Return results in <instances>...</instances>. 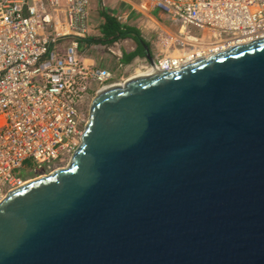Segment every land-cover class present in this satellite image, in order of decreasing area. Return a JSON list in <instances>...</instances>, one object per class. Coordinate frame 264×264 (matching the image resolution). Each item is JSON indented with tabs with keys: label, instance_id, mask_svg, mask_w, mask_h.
I'll use <instances>...</instances> for the list:
<instances>
[{
	"label": "water",
	"instance_id": "water-1",
	"mask_svg": "<svg viewBox=\"0 0 264 264\" xmlns=\"http://www.w3.org/2000/svg\"><path fill=\"white\" fill-rule=\"evenodd\" d=\"M81 139L0 203V264H264V36L104 88Z\"/></svg>",
	"mask_w": 264,
	"mask_h": 264
},
{
	"label": "built area",
	"instance_id": "built-area-1",
	"mask_svg": "<svg viewBox=\"0 0 264 264\" xmlns=\"http://www.w3.org/2000/svg\"><path fill=\"white\" fill-rule=\"evenodd\" d=\"M109 1L0 0V203L35 180L30 172L19 174L26 164L44 176L65 169L88 124V99L128 79L83 61L99 46L90 42L101 36L96 15L109 12ZM113 1L158 29L154 49L161 58L144 69L177 70L264 36V0ZM160 15L175 32L165 29ZM107 49L117 70L134 66L135 59L121 62L136 50L131 40Z\"/></svg>",
	"mask_w": 264,
	"mask_h": 264
},
{
	"label": "trees",
	"instance_id": "trees-1",
	"mask_svg": "<svg viewBox=\"0 0 264 264\" xmlns=\"http://www.w3.org/2000/svg\"><path fill=\"white\" fill-rule=\"evenodd\" d=\"M97 18L101 23V36L91 41L90 44L108 48L119 41L131 40L136 45V50L130 54H123L121 62L128 65L136 58H145L144 47L150 45L139 29L135 26L122 25L118 16L110 10L107 13H99Z\"/></svg>",
	"mask_w": 264,
	"mask_h": 264
},
{
	"label": "crops",
	"instance_id": "crops-1",
	"mask_svg": "<svg viewBox=\"0 0 264 264\" xmlns=\"http://www.w3.org/2000/svg\"><path fill=\"white\" fill-rule=\"evenodd\" d=\"M117 6V8H116ZM96 4L93 5V10H95L96 8ZM108 9L110 11L112 10H119L120 13H114V15L118 16V20L122 25H130V26H135L137 29H139L141 31V33L143 34V36L145 38H147V28L149 25H153L155 26V23H153L151 20L149 19H144V18H138L135 20V18H133L132 16H129L128 11L126 10V7H123V5H120V3L116 2V1H109L108 2ZM124 13L121 17L120 14ZM162 20L167 19L166 17L160 15ZM128 22H131V24H128ZM134 46L136 47V45L134 44ZM109 51L107 48L103 47V46H95L94 49L92 48L84 57H83V61L86 65H95L98 67H106V63L104 61L107 59V56L109 57ZM115 59V58H114ZM110 67V66H109ZM130 69L127 68V70L125 71H119L117 70L116 66L113 70V67L111 68V71L115 74V76L118 78L119 73H123V75L126 74L127 71H129ZM118 73V74H117Z\"/></svg>",
	"mask_w": 264,
	"mask_h": 264
},
{
	"label": "rangeland",
	"instance_id": "rangeland-1",
	"mask_svg": "<svg viewBox=\"0 0 264 264\" xmlns=\"http://www.w3.org/2000/svg\"><path fill=\"white\" fill-rule=\"evenodd\" d=\"M116 8H117V6H116ZM95 10H98L97 8H95ZM114 13H120L119 12V10L117 9H115V10H112ZM117 11V12H116ZM95 12V11H94ZM138 16V15H137ZM98 16L96 15V18H97ZM95 18V17H94ZM135 18V17H134ZM161 23H162V25L165 27V29L166 30H168V31H170V32H175V30H176V27L175 26H173L167 19H164V20H162L161 21ZM128 24H131V22H128ZM158 29L156 28V26H154V27H151V29H148V31H147V38H146V40L149 42V51H150V55H151V58L153 59V60H158V59H160L161 58V56L159 55V54H157L156 53V50L154 49V43H155V41H156V35H157V31ZM104 61H105V63H106V67H102V68H106V69H108V70H110L111 71V68L113 67V70H114V68H115V59L111 56V55H109V57L107 56V59L105 60V58H104ZM149 62H148V60H147V58L145 57V58H136L134 61H133V64H132V66L133 67H131V66H128V68L130 69L129 71H127L126 72V74L125 75H123V73H119V76H118V78L119 77H122L123 79H127V78H129V77H132V76H135L134 75V69H138L139 68V71H144L145 69L144 68H142V67H147L146 65L148 64ZM139 65H143V66H139ZM110 66V67H109ZM141 67V68H140ZM118 74V73H117ZM95 96L94 95H92L89 99H88V101H87V111H86V113H85V115H86V117L87 118H89V110H90V105H91V102H92V100H93V98H94ZM89 107V108H88ZM30 168H31V165L28 163V164H26L25 166H24V168H22V169H20L19 170V174H21L22 176H25L26 174H27V172H30V173H28V177L29 178H31V179H37V178H39V177H41V176H44V175H47V174H44L43 172H31L30 171ZM27 170H29V171H27Z\"/></svg>",
	"mask_w": 264,
	"mask_h": 264
},
{
	"label": "bare ground",
	"instance_id": "bare-ground-1",
	"mask_svg": "<svg viewBox=\"0 0 264 264\" xmlns=\"http://www.w3.org/2000/svg\"><path fill=\"white\" fill-rule=\"evenodd\" d=\"M198 58H201V56H197ZM169 67H166V66H162V67H159V70H168ZM152 72H155V68H152V67H149V68H146L144 71H139V68L136 69V71L134 72V75L135 77H138V76H143V75H148Z\"/></svg>",
	"mask_w": 264,
	"mask_h": 264
}]
</instances>
